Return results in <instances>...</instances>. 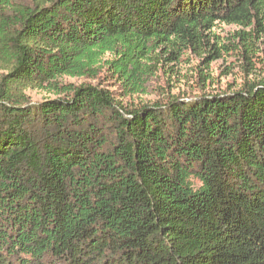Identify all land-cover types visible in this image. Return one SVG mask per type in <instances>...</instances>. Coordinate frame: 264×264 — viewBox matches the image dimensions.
I'll return each mask as SVG.
<instances>
[{
    "label": "trees",
    "instance_id": "trees-1",
    "mask_svg": "<svg viewBox=\"0 0 264 264\" xmlns=\"http://www.w3.org/2000/svg\"><path fill=\"white\" fill-rule=\"evenodd\" d=\"M264 0H0V264H264V80L124 108L58 85ZM28 89L65 94L30 102Z\"/></svg>",
    "mask_w": 264,
    "mask_h": 264
},
{
    "label": "rangeland",
    "instance_id": "rangeland-1",
    "mask_svg": "<svg viewBox=\"0 0 264 264\" xmlns=\"http://www.w3.org/2000/svg\"><path fill=\"white\" fill-rule=\"evenodd\" d=\"M197 39L180 45L147 44L140 62L142 77L133 91L117 73L115 58L106 54L81 76H64L58 85L91 87L108 93L124 108L165 105L174 99L234 93L245 84L264 80V12L246 25L216 21L198 31ZM32 103L64 99L65 94L28 89Z\"/></svg>",
    "mask_w": 264,
    "mask_h": 264
}]
</instances>
